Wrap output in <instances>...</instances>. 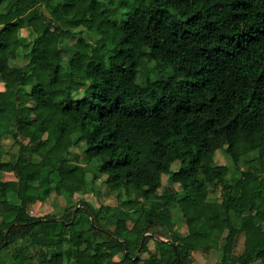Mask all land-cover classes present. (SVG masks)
<instances>
[{"label": "trees", "instance_id": "trees-1", "mask_svg": "<svg viewBox=\"0 0 264 264\" xmlns=\"http://www.w3.org/2000/svg\"><path fill=\"white\" fill-rule=\"evenodd\" d=\"M1 81L0 264H264V0H0Z\"/></svg>", "mask_w": 264, "mask_h": 264}, {"label": "rangeland", "instance_id": "rangeland-1", "mask_svg": "<svg viewBox=\"0 0 264 264\" xmlns=\"http://www.w3.org/2000/svg\"><path fill=\"white\" fill-rule=\"evenodd\" d=\"M0 88H4V83L1 81L0 82ZM77 96H82L84 94V89L81 91H77L76 92ZM84 147V142L81 143L80 146H75V150L76 151H80L82 150ZM215 160L217 163H226V157L224 155V153L222 152V150H217V152L215 153ZM94 161H91L88 163L87 165V176L89 179L92 178L93 173H94ZM180 166V162L176 161L173 163L172 168L173 169H177ZM101 178L103 179L106 175L102 174L100 175ZM168 178H169V173H164L163 177H162V183L160 185L159 190L162 191L164 186L167 184L168 182ZM102 179H99L97 181L96 184H94L95 189H89L87 192H76L73 196V200L74 202H78L80 203L82 200H86L89 203L93 204L96 207H99L101 205V203L103 202L105 197L102 195L104 193V184L102 183ZM177 187L180 188V184L176 183ZM103 189V190H101ZM101 190V191H100ZM100 191V192H99ZM115 200V199H114ZM108 204H115L118 205V201H113L112 200H107ZM67 204V199L65 198V196L63 195H58L56 193V191H52L51 195L49 197H47L46 199H44V201H42L39 205H34L31 208V212L34 215H46V214H50V213H54V212H60L62 211V209L64 208V206ZM119 211V210H118ZM126 212H130V210H126L125 207H123L122 212H117V213H121L123 215H125ZM131 217H129L128 219V224L130 226L133 225V216L135 215V212H131ZM1 220V218H0ZM178 225L180 227L181 231H187L188 226L185 220H182L181 218L178 219ZM110 227H113L112 225ZM194 258H195V262L194 264H210V263H214L217 261L218 259V251L216 249H213L209 252H204L202 250H196L193 253ZM121 256V255H119ZM142 258H145L148 256L147 252H142L141 253Z\"/></svg>", "mask_w": 264, "mask_h": 264}]
</instances>
